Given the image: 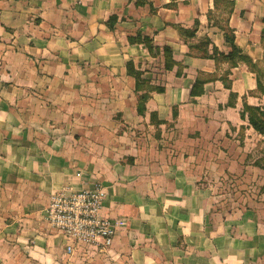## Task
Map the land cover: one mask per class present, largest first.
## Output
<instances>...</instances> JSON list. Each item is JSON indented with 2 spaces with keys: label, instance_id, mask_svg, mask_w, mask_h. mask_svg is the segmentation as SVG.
I'll use <instances>...</instances> for the list:
<instances>
[{
  "label": "crops",
  "instance_id": "0c3cea01",
  "mask_svg": "<svg viewBox=\"0 0 264 264\" xmlns=\"http://www.w3.org/2000/svg\"><path fill=\"white\" fill-rule=\"evenodd\" d=\"M228 30L253 69L216 53ZM245 104L264 112V0H0V264H264ZM96 187L113 243L69 253L50 199Z\"/></svg>",
  "mask_w": 264,
  "mask_h": 264
},
{
  "label": "built area",
  "instance_id": "2783aa9c",
  "mask_svg": "<svg viewBox=\"0 0 264 264\" xmlns=\"http://www.w3.org/2000/svg\"><path fill=\"white\" fill-rule=\"evenodd\" d=\"M105 192L102 188L80 191L63 190L50 199L45 213L46 222L73 244L67 251L73 253L77 245L109 247L116 234V226L104 214Z\"/></svg>",
  "mask_w": 264,
  "mask_h": 264
},
{
  "label": "trees",
  "instance_id": "16d2710c",
  "mask_svg": "<svg viewBox=\"0 0 264 264\" xmlns=\"http://www.w3.org/2000/svg\"><path fill=\"white\" fill-rule=\"evenodd\" d=\"M226 32H227V42L231 44L232 51L228 55H225L224 53H220L217 50L216 53L219 55L220 58H222V60L230 62L232 64V67L236 66L239 62H243L252 68L254 65L251 59L246 55H244L242 50L235 45V37L232 31L228 30ZM130 41L131 43L144 44L151 53H154V51H156L152 41L149 38H142L139 36L137 39L131 38ZM164 52L167 61V70H171L174 64L172 52L169 48H165ZM204 85L205 82L202 81L197 82L193 87L192 96L194 97V96L203 95ZM247 114L249 116V121L251 126L261 135H264V112L259 108H254L245 104V110L242 116L245 117Z\"/></svg>",
  "mask_w": 264,
  "mask_h": 264
}]
</instances>
